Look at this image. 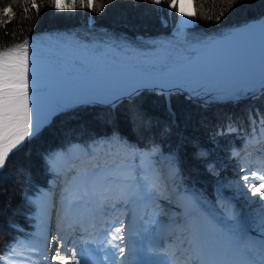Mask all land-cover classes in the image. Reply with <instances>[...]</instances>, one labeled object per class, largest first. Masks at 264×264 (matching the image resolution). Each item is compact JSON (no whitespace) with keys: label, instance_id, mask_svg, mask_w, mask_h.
I'll return each instance as SVG.
<instances>
[{"label":"trees","instance_id":"16d2710c","mask_svg":"<svg viewBox=\"0 0 264 264\" xmlns=\"http://www.w3.org/2000/svg\"><path fill=\"white\" fill-rule=\"evenodd\" d=\"M93 2L98 5L94 11L79 7L57 10L48 0H35L37 13L33 0H0V52L45 34L71 35L87 43L122 41L138 46L141 40L167 36L178 18L177 6H168L170 0H162L160 5L152 0ZM191 3L194 25L185 34L198 39L223 37L264 17V0H234L232 5L227 0ZM9 5L12 13L6 14L3 9ZM259 118H264V93L260 92L203 101L174 93L168 108L163 94L145 91L116 107L88 106L52 116L9 153L0 169V264H11L7 258L14 246L36 236L33 222L40 212L34 200L55 178L52 163L57 156L71 162L88 148L104 152L106 147L114 150L121 144L148 156L159 150L173 159L180 189L190 198L189 216L196 221L198 234H210L216 245L218 233H222L228 244L234 243L241 235L214 194L221 185L217 164L237 159L234 151L241 152V141L251 134L253 121ZM259 233H264V225ZM258 240L264 250V236Z\"/></svg>","mask_w":264,"mask_h":264},{"label":"rangeland","instance_id":"374dc122","mask_svg":"<svg viewBox=\"0 0 264 264\" xmlns=\"http://www.w3.org/2000/svg\"><path fill=\"white\" fill-rule=\"evenodd\" d=\"M189 4L191 6L192 20L188 24H184L182 22ZM176 6L178 18L176 23L170 28L167 36L144 39L138 42V46H134L122 41L87 43L66 34L40 35L31 39L23 50L17 47L12 48L13 52L11 55L5 57V73L9 76L13 74L9 70L8 65L15 64L17 57L23 52L28 61V71L25 74L28 86L43 83L51 79L89 73L90 71L99 69L119 70L124 68L137 70L145 75H153L186 62L197 53L204 51L215 41L224 39L235 32H242L258 23L254 22L246 27L233 30L223 37L198 39L194 36H186L185 34L194 25L191 1L176 0ZM263 19L264 17L259 22L263 21ZM256 92L264 93V74H259L254 83L248 87L239 89L233 95L205 100L241 98L249 93ZM49 119L50 117L42 121L40 128ZM261 119L253 121L255 132L252 130L251 141L253 143L250 145L254 149H257L261 145L264 147V144L260 143L261 138L257 140L256 137L258 131L263 129L260 123ZM231 131V129H227V132ZM28 137L30 136L25 137L11 151L19 147ZM104 150V152H100L99 149L88 148V151L86 150L84 153L78 154L81 155L80 159L72 164L71 169L65 166L67 168L66 171H58L62 170L59 166L63 165L65 161H63L61 156L57 157L59 162L52 164V171L54 170L61 174L63 181L50 180L48 188L41 190L40 196L35 199L40 215L33 222L37 232L36 236L32 240L27 241L28 243L32 245L36 244L35 246L38 245L43 248L47 246L48 251H51L53 248L51 243L52 237L55 235L50 234L51 238L49 239L46 238L44 233L46 231L45 222L47 221L46 211L49 212L50 209L48 206L43 208V205H41L42 200H45L46 197L49 198L52 194L55 197L54 201L59 204L61 203L59 199H63L68 209H73L74 207L79 209L87 208L88 210H97L101 214L107 213V210L104 208H112L116 205L117 201L113 202L112 206V204H108V200L103 198L107 193H111V190L115 189L119 192L118 190L128 187L124 183H117L115 181V177L123 176L124 172L120 169H113L112 182L107 185L98 184L94 190V194L90 195L85 194V189L79 179L78 173L85 167H95L97 164L104 169H108L111 167L113 161H117L121 165L127 161V167H137L139 165L142 170L148 171L151 184L153 185V187H149L147 190L133 189L135 193L133 197L139 196L140 199L142 197L141 210L145 206L148 207L147 210H151L158 201L160 208H162V211H166L167 215L166 212L162 213L159 218V215L154 216L151 212L147 215H141L142 218L137 226H140V228L136 230H133V227H126V225H119L113 222L108 223L106 227L104 226V221L100 222L98 228L100 225L106 228L101 231L100 235L95 237V242L92 243V240H82L78 244L85 247L88 246V249L85 251H79L82 258L80 264H127L126 258L128 255L134 260L130 264H171L170 260L160 254L162 251L161 243L157 247H153L152 245L167 230V227L171 228L173 232L169 236H177L174 242L178 248L183 250L184 254L194 253L193 257H191V259L193 258L192 261L196 260L198 256L203 257L205 251L207 253L210 251L208 257L217 262L224 261V259L232 255V252L226 249L227 242L222 243L220 237L218 247H216L212 242L210 234L206 235L203 231H201L202 236L198 234L196 221L189 216L191 201L184 191H180L178 169L173 159L163 156L159 150H154L148 156L145 153H139L135 147L123 144L116 146L114 150L107 147ZM136 153H138V156ZM262 166L263 169L261 170L263 171L261 173L264 172V162ZM217 168L218 183L221 185L214 192L216 202L223 209L226 217L233 223L232 227L235 229V232L241 235L238 243L234 245L237 253H234L233 258L238 262L237 264L242 261L256 264L248 256L249 253L254 255L255 260L260 259V263L258 264H264V252L258 246L259 236H264V233H259L264 225V208L260 206L254 207L253 200L256 196H253L251 191L240 186L244 183L240 179L243 175L248 173L250 175L253 171L261 175L259 172L260 166L255 168V164H251L250 162L240 166L237 161L227 165L222 164L221 166L217 164ZM241 169H247L248 172H243ZM58 179H60V175ZM163 181L164 184L162 183ZM168 189L171 190L169 194L167 193ZM100 193H104V195ZM74 195L78 198H74ZM154 198L157 200L155 204L148 206ZM101 200H104V203ZM162 200L167 204H162ZM113 209L116 210V207ZM59 211L60 214L58 216L63 213L62 207H60ZM162 218L168 222L166 227L161 231H157V234H160L159 236H148V238L145 230L157 226ZM149 220L151 221L148 222ZM121 226H123L122 235L124 239L122 241L119 239L112 240L113 235H115V228ZM66 227L68 228L67 225ZM253 229H259L260 231H253ZM109 240H112L113 244H119L121 247H124L125 254L121 256L118 249L113 248L108 243ZM22 242L23 240L14 246L13 253L7 258L9 263L49 264L50 258L48 255H43V252H41L42 254L37 253L31 248H22L20 247ZM210 242L212 245H210ZM172 243L170 244L173 245ZM221 246L225 248L223 249ZM63 255L65 256L64 253H62ZM43 256L48 257V259L45 260Z\"/></svg>","mask_w":264,"mask_h":264},{"label":"bare ground","instance_id":"6f19581e","mask_svg":"<svg viewBox=\"0 0 264 264\" xmlns=\"http://www.w3.org/2000/svg\"><path fill=\"white\" fill-rule=\"evenodd\" d=\"M191 20L192 12L189 4L182 23L188 24ZM259 74H264V19L242 32H235L224 39L215 41L204 51L194 55L190 60L160 73L145 75L132 69L123 68L111 71H101V69H99L94 72L77 74L62 80L46 83L44 86L37 88V91H40V89L43 91L46 90L58 96V98L40 99L29 96V106L33 120L36 117L37 108H39L40 119L44 121L46 120L45 116L51 118L58 110L80 104L83 102V99L111 103L121 96L136 92L143 86L158 88H164L165 86L181 87L183 90L196 97H203L204 99L223 98L233 95L241 88L250 86L256 81ZM60 88L66 91L60 92ZM35 91L36 90L33 92ZM72 91L74 93H71ZM33 92L31 94H33ZM49 112H51V115H48ZM262 167L261 165L259 170L260 173L263 171L261 170L263 169ZM261 175H264V172H262ZM162 183L164 184V181ZM118 191L119 192L115 189L111 190V193H107L104 196L103 199L112 202V206L113 202L117 201L115 205L116 210L113 211L115 206L107 208V210H111V215H121L119 218V225L133 227V230L139 229L140 226H137L142 218L140 213L142 197L140 199L139 196L133 197V195H129L128 187ZM259 191L260 190L257 189V195ZM167 193H171V190L168 189ZM100 199H102V197H100ZM155 201L157 200L154 198L148 206L155 204ZM161 202L162 204H167L164 200ZM41 203L44 204L45 200H42ZM157 204L159 205L158 201ZM253 206L264 208V201H258L256 196L253 200ZM147 209L148 207L145 206L143 211H147ZM67 212H69L68 219L64 222L67 223L66 225L68 228L73 227L80 229V233L89 232V228L95 226L93 222L94 219L101 218L102 216L101 212L94 209L88 210L87 208H74L73 210H66V213ZM164 212L166 211H162V213ZM55 223L56 218L52 216L49 228ZM167 223L168 222L162 218L157 226L149 230L146 229L145 234L147 237H152L154 235L159 236L160 234H157V231L164 229ZM71 232L72 234L75 233L74 231ZM171 233H173L172 229L167 227V230L161 234L160 238L153 242V247H157L161 243V246H170L177 250L178 246L174 242L177 236H169ZM70 238H72V236H70L69 239ZM35 245L23 241L20 247L27 249L31 248L37 253L43 252V255L49 256V264H67L69 262L67 260V254L65 256L63 255L65 257L63 261L58 259L53 260L52 257L55 255L53 250L48 251L46 245L44 248ZM62 253L63 251L60 253L61 256ZM179 254L181 257L177 258V263L179 261V264H191L193 259H191V257H193L194 253ZM126 260L128 262L127 264L134 262L133 258L129 257V255Z\"/></svg>","mask_w":264,"mask_h":264},{"label":"snow or ice","instance_id":"6c2138e0","mask_svg":"<svg viewBox=\"0 0 264 264\" xmlns=\"http://www.w3.org/2000/svg\"><path fill=\"white\" fill-rule=\"evenodd\" d=\"M152 2L160 5L162 0H152ZM233 2L234 0H227L228 5H232ZM48 3L50 7H54L57 10H74L79 7L94 11L98 6L93 0H70V2L63 4L58 2V0H48ZM99 6L102 7L103 5ZM168 6L176 7V0H170ZM33 7H36L37 13H39V6L35 4V0H33ZM24 11H27L26 7ZM3 12L6 14L12 13L11 6L4 7ZM223 15L224 13L221 12L220 16ZM220 16H217V19H220ZM28 43L29 41L25 40L16 47L23 50ZM12 52V48L0 52V168L5 166L9 152L19 145L25 137L31 136L38 131L42 123L39 108H37V114L35 120H33L29 106L28 81L25 78V74L28 71V61L23 52L17 57L15 64L8 65L9 70L13 74L9 76L5 73V57L11 55ZM48 115H51V112ZM45 119H47V116H45ZM260 123L262 128H264V118L261 119ZM113 169H120L124 172L123 176H116L115 181L126 184L129 195H135L133 189L147 190L149 187H153L148 171L142 170L138 166L127 167V161L123 165L118 164L117 161H113L111 167L108 169H104L97 164L95 167H85L78 173L79 179L84 186L85 194H94V190L98 184L107 185L112 182ZM241 171L248 172L247 169H241ZM240 179L244 181L240 185L241 187L251 191L253 196H257L258 201H264V175L253 171L250 175L245 174ZM257 189L260 190L258 195ZM101 195H104V193H101ZM122 232L123 226L116 227L112 240L119 239L122 241L124 239ZM112 240H109L108 243L113 248L118 249L120 255L123 256L125 248L119 244H113ZM52 243V250L55 253L52 259L63 261L65 257L60 255L63 250V237H52ZM58 243L60 244L59 247L56 246ZM75 255V250H73L71 253L73 259H75ZM44 259L47 260L48 257H44ZM76 264H80V261L77 260ZM192 264H231V262L214 261L208 257V253L205 251L203 257L198 256L196 260L192 261ZM239 264H249V262L242 261Z\"/></svg>","mask_w":264,"mask_h":264},{"label":"water","instance_id":"95a60500","mask_svg":"<svg viewBox=\"0 0 264 264\" xmlns=\"http://www.w3.org/2000/svg\"><path fill=\"white\" fill-rule=\"evenodd\" d=\"M94 71H97V70H93V71H90V72H94ZM101 71H106V70H101ZM71 76H74V75H71ZM67 77H69V76H66V77H63V78H58V79H51V80H48V81H45V82L39 83V84L29 85L28 86L29 90H27V91H31V92H28V93H30L29 96L30 97H34V98H40V99H45V98L49 99V98H52V97L58 98V96L53 95V94L49 93L46 90L43 91V90L40 89V91H37L38 90L37 88L44 86V84H46V83H49V82H52V81H56V80H62V79H65ZM62 88H63V86H62ZM34 90H36V91L33 92ZM63 91H66V90L60 88V92H63ZM145 91H154L156 93L163 94L165 96V98H166L168 108H169V95L173 94V93H183L187 97L192 98V99L205 100L203 97H196V96H193V95L189 94L187 91L183 90L181 87H167V86H165L164 88H158V87L143 86L139 90H137L136 92H134L132 94H129V95L121 96L117 100H115L114 102H111V103H102V102H99V101H96V100L83 99L82 103L77 104L75 106L68 107V108L60 109L57 112H55L53 115H56V114H59V113H63V112H69V111L77 109V108H83V107H88V106L116 107L121 102H123L125 100H128V99H131V98H134V97L140 95L141 93H143ZM32 92H33V94H31ZM67 92H69V91H67ZM78 92H79V90H78ZM71 93H74V92L72 91Z\"/></svg>","mask_w":264,"mask_h":264}]
</instances>
